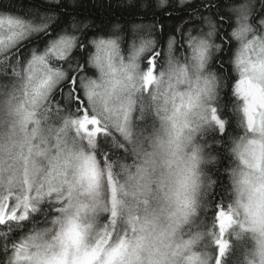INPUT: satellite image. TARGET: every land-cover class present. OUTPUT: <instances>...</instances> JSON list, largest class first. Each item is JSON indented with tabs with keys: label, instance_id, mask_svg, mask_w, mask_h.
<instances>
[{
	"label": "snow or ice",
	"instance_id": "6c2138e0",
	"mask_svg": "<svg viewBox=\"0 0 264 264\" xmlns=\"http://www.w3.org/2000/svg\"><path fill=\"white\" fill-rule=\"evenodd\" d=\"M55 3L0 13V264H210L185 229L200 210L221 264L237 220L203 133L225 134L227 90L236 134L264 143V0H179L131 39Z\"/></svg>",
	"mask_w": 264,
	"mask_h": 264
},
{
	"label": "trees",
	"instance_id": "16d2710c",
	"mask_svg": "<svg viewBox=\"0 0 264 264\" xmlns=\"http://www.w3.org/2000/svg\"><path fill=\"white\" fill-rule=\"evenodd\" d=\"M60 3L68 4L70 8H76L81 18L86 17L100 27L111 29L113 25H121L129 39H131L132 24L148 23L154 17L165 19L167 15L164 9L156 6V0H60ZM222 3L232 5L240 3V0H222ZM178 6L179 0H168L165 8ZM58 7L59 5L55 3V0H0V13L11 12L26 19L38 20L41 16L51 15ZM259 10V4H257L256 11L258 12ZM174 15L177 23L181 19H187V13L184 11H177ZM171 23L173 22L169 21L170 25ZM34 42L42 44L39 39ZM31 46L32 44L26 45V47ZM221 62L223 63L222 70L228 72L231 65L227 51L221 54V59L213 67L219 69ZM221 99L223 118L229 120L226 132L223 136L219 135L213 125L206 128L203 135L206 137V142L212 144V149L209 151L211 154L217 155L219 160L218 165L208 168L212 178L219 181L215 194L217 196L221 194L227 196L229 194V185L226 168L230 167L231 164L229 159H227L226 145L228 138L237 133V125L234 122V114L231 112V97L227 90L222 93ZM216 141L220 143L217 144L215 143ZM238 227V224L234 225L225 233L224 239L228 241V248L221 258V264H242L249 241L234 236V232ZM185 229L189 237L197 231L202 233L201 238L192 246L193 251L199 253L202 258H208L210 264H215L218 246L215 243L214 235L209 234V230L215 233L217 229L206 213L202 210L198 211L197 216L185 226Z\"/></svg>",
	"mask_w": 264,
	"mask_h": 264
},
{
	"label": "clouds",
	"instance_id": "9594fccd",
	"mask_svg": "<svg viewBox=\"0 0 264 264\" xmlns=\"http://www.w3.org/2000/svg\"><path fill=\"white\" fill-rule=\"evenodd\" d=\"M244 2L240 0L234 7ZM167 4L168 0H156L158 8ZM241 135H244L243 130L230 136L226 145V154L231 160V166L226 170L229 185V200L226 203H231L237 220L232 226L239 225L234 236L249 241L242 264H264V196L257 191L264 178H260L261 173L255 167L256 158L264 152V143L250 144L248 137L241 140Z\"/></svg>",
	"mask_w": 264,
	"mask_h": 264
}]
</instances>
